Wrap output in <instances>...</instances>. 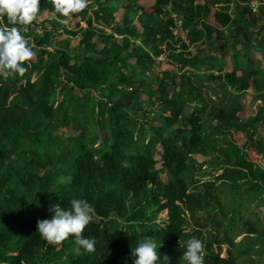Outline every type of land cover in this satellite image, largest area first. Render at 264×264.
Listing matches in <instances>:
<instances>
[{
    "label": "trees",
    "instance_id": "1",
    "mask_svg": "<svg viewBox=\"0 0 264 264\" xmlns=\"http://www.w3.org/2000/svg\"><path fill=\"white\" fill-rule=\"evenodd\" d=\"M139 1L89 0L66 17L40 0L28 25L0 17L43 31L28 42L27 71L0 76V264H134L145 236L171 264H186L193 237L205 264H264V103L243 104L264 94V4L154 0L148 10ZM67 20L77 47L49 51ZM162 56L173 70L157 71ZM189 72L215 84L209 120L202 107L185 115ZM76 198L94 209L83 232L97 241L92 253H78L74 236L51 244L38 233L52 204Z\"/></svg>",
    "mask_w": 264,
    "mask_h": 264
},
{
    "label": "clouds",
    "instance_id": "2",
    "mask_svg": "<svg viewBox=\"0 0 264 264\" xmlns=\"http://www.w3.org/2000/svg\"><path fill=\"white\" fill-rule=\"evenodd\" d=\"M53 3L55 10L67 17L86 9L89 0H53ZM39 12L40 0H0V17H7L12 25H28L37 19ZM35 56L33 46L25 39L20 28L0 26V76L23 75L27 71L26 62ZM49 210L54 213L51 219L37 221L38 233L42 238L51 244H59L74 236L78 253L81 250L87 253L95 251V237L83 235L94 215V209L87 199H72L67 208L52 204ZM160 246L157 239L151 236L138 240L132 249L134 264H171L168 256L161 258L158 255ZM182 259L186 264H205L203 241L190 238Z\"/></svg>",
    "mask_w": 264,
    "mask_h": 264
},
{
    "label": "rangeland",
    "instance_id": "3",
    "mask_svg": "<svg viewBox=\"0 0 264 264\" xmlns=\"http://www.w3.org/2000/svg\"><path fill=\"white\" fill-rule=\"evenodd\" d=\"M255 1L257 0H252L250 4L255 3ZM153 3H154V0H141L138 2V5L144 9L149 10L150 8H152ZM145 24L146 25L148 24L149 26L151 24L150 20H148ZM61 25L62 27L59 29V31L55 32L54 36L50 39L51 46L48 47V50L51 52L55 50V48H58L60 50H67V49L74 50L77 47V43H78L77 38L69 36L66 33L69 30H72L73 28H75V22L74 21L70 22V20H67L65 22H62ZM81 27L86 28L87 26L85 23H82ZM45 30H50V26H45ZM21 32L23 33L25 39L28 42H31L36 34L42 35L43 31L40 28V24H38L36 25V27L29 26L25 29H22ZM97 42L100 43L99 40H97ZM158 45L159 43H156V46ZM34 59L35 58H33L32 60ZM158 61L161 62L160 63L161 66L157 71L173 70L172 66L168 64L167 58L165 56L160 57ZM188 75L191 76L192 78L191 90L193 91V98H195V101L189 103L186 106L185 115H190L192 112L202 107L204 112L201 114V118L203 120H209L210 114H212L219 107V99H218V96L216 95L215 84L208 81L202 74L189 72ZM141 98L145 100L146 96H141ZM263 103H264V94L257 95L254 98H252L251 96H247L243 100V104L245 106L253 107L254 109L259 107ZM148 111L154 114L156 112V105L153 106V108H149ZM144 121H148L147 117L144 118ZM70 132L74 133L73 131H70V130L62 131V133L66 135ZM256 138L264 142V126L261 127L259 131H257ZM158 150L162 151L160 147H158ZM196 158L199 162H203L205 160L201 157H196ZM156 160H159L158 156H156ZM261 165L264 168V156L262 157ZM216 176L204 177L202 180L203 182L210 181V180H213ZM161 178L162 180H166V177L164 174L161 175ZM166 221H167V213L163 211L157 216V223L162 224L163 222H166ZM240 239L241 238H239L237 241H239ZM225 250H226V247H223L222 249L223 257H226Z\"/></svg>",
    "mask_w": 264,
    "mask_h": 264
},
{
    "label": "built area",
    "instance_id": "4",
    "mask_svg": "<svg viewBox=\"0 0 264 264\" xmlns=\"http://www.w3.org/2000/svg\"><path fill=\"white\" fill-rule=\"evenodd\" d=\"M261 4H264V0H257L255 1V3L253 4H250V7L253 9V10H256L258 8L259 5ZM174 34H178L177 31H174ZM183 35V34H182Z\"/></svg>",
    "mask_w": 264,
    "mask_h": 264
},
{
    "label": "crops",
    "instance_id": "5",
    "mask_svg": "<svg viewBox=\"0 0 264 264\" xmlns=\"http://www.w3.org/2000/svg\"><path fill=\"white\" fill-rule=\"evenodd\" d=\"M70 22H72V20H70ZM75 22V21H74ZM84 28V27H83ZM230 62V61H229ZM232 69V66H231V63H229L228 67H227V70H230Z\"/></svg>",
    "mask_w": 264,
    "mask_h": 264
}]
</instances>
